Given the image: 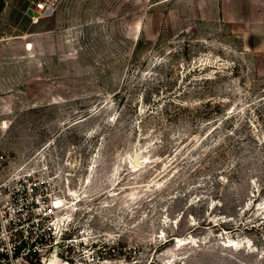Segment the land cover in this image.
<instances>
[{"label":"rangeland","instance_id":"1","mask_svg":"<svg viewBox=\"0 0 264 264\" xmlns=\"http://www.w3.org/2000/svg\"><path fill=\"white\" fill-rule=\"evenodd\" d=\"M36 1L0 0V182H39L27 262L264 264V50L231 0H59L34 24Z\"/></svg>","mask_w":264,"mask_h":264},{"label":"built area","instance_id":"2","mask_svg":"<svg viewBox=\"0 0 264 264\" xmlns=\"http://www.w3.org/2000/svg\"><path fill=\"white\" fill-rule=\"evenodd\" d=\"M58 3L59 0H37L33 7L28 9L33 12L30 16L32 22L37 24L41 20L51 17ZM38 187L39 182L22 179L19 176L11 180L10 183L0 182V264H27L33 254L45 249V246L36 245L32 250L33 246L24 244V242L18 243L13 239V236L18 233V226L21 223L17 222V217L24 210L16 204V201L19 198L23 199L24 196L39 202ZM36 242L37 240L34 243Z\"/></svg>","mask_w":264,"mask_h":264},{"label":"crops","instance_id":"3","mask_svg":"<svg viewBox=\"0 0 264 264\" xmlns=\"http://www.w3.org/2000/svg\"><path fill=\"white\" fill-rule=\"evenodd\" d=\"M231 4L232 15L227 11V19L240 33L259 36L258 47L264 50V0H231Z\"/></svg>","mask_w":264,"mask_h":264},{"label":"water","instance_id":"4","mask_svg":"<svg viewBox=\"0 0 264 264\" xmlns=\"http://www.w3.org/2000/svg\"><path fill=\"white\" fill-rule=\"evenodd\" d=\"M32 14H33L32 10H29V11H28V15H29V16H32ZM134 162H135L136 164H139L140 166L142 165V161L139 159V157H138L137 155H136L135 158H134Z\"/></svg>","mask_w":264,"mask_h":264},{"label":"bare ground","instance_id":"5","mask_svg":"<svg viewBox=\"0 0 264 264\" xmlns=\"http://www.w3.org/2000/svg\"><path fill=\"white\" fill-rule=\"evenodd\" d=\"M141 159H142L143 161H145V162L147 161L146 158L144 159V158L142 157ZM143 161H142V164H144ZM132 165H133V167H135V168L137 167V165L140 166L139 164H136V163L134 164L133 162H132Z\"/></svg>","mask_w":264,"mask_h":264}]
</instances>
